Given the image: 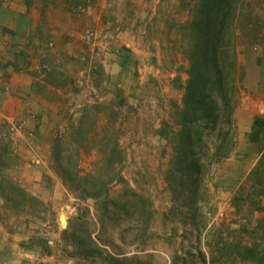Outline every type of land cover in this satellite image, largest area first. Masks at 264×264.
Segmentation results:
<instances>
[{"label": "rangeland", "instance_id": "rangeland-1", "mask_svg": "<svg viewBox=\"0 0 264 264\" xmlns=\"http://www.w3.org/2000/svg\"><path fill=\"white\" fill-rule=\"evenodd\" d=\"M51 1L0 0V41L12 34L2 22L24 21L31 32L20 56L36 66L46 110L32 115L25 140L39 160L30 165L43 174L39 187L56 199L46 205L10 179L0 182V198L20 223L37 217L41 249L70 264H241L215 247L250 240L264 216V196L249 180L262 145L247 136L264 113V0H243L238 24L252 23L231 31L227 46L237 54L230 122L203 125L196 163L179 161L173 137L189 66L181 25L199 0H95L71 10ZM220 127L229 134L219 149ZM59 132L58 161L79 157L77 182L53 170ZM116 141L119 154L111 152Z\"/></svg>", "mask_w": 264, "mask_h": 264}, {"label": "trees", "instance_id": "trees-1", "mask_svg": "<svg viewBox=\"0 0 264 264\" xmlns=\"http://www.w3.org/2000/svg\"><path fill=\"white\" fill-rule=\"evenodd\" d=\"M55 1V0H52ZM51 1V2H52ZM95 0H61L63 8L67 10L86 8ZM243 0H199L195 9H193L189 19L181 25V29L187 31L189 39L185 54L189 60L187 68L188 78L184 86L182 106L179 109L180 129L174 135V140L178 139L174 145V150L179 157L180 162L188 158L194 159L196 152L194 146L203 135V125L210 126L216 130L219 121L230 122L231 118V97L235 91L234 62L236 60V50L228 49L230 38L236 27H242L244 30L248 27L251 19H245V23L238 24V17H242ZM0 3V8H2ZM1 11L3 9H0ZM0 11V12H1ZM240 23V18H239ZM5 31H8L4 28ZM12 33V31H10ZM230 34V35H229ZM255 38V37H253ZM256 40V38H255ZM251 52V48L246 49L244 53ZM170 127V126H169ZM223 127L217 129V138H220L219 149L228 137L229 129ZM164 128L159 130L163 135ZM62 132H59L55 138V157L58 161L60 156L59 146L61 144ZM249 141L260 143L262 145L261 154L250 171L249 180L253 194L258 198L264 196V113L256 115L251 129L247 134ZM114 154H119L118 142L116 141L111 149ZM72 165H62L59 162V168H53L54 172L59 174L65 184L67 177L69 180L77 182L79 180L80 163ZM197 160L194 159V163ZM188 166V165H186ZM187 168V167H186ZM118 179L122 177L118 173ZM97 196V193L89 195ZM259 201V200H258ZM258 204L257 209L263 207ZM260 206V207H259ZM244 230H248L244 227ZM251 239L243 241L241 239L231 241L230 243H216L217 249H226L233 261L237 260L241 264H264V216L256 219L252 227ZM213 234H211V237ZM83 245L85 242L82 243ZM209 247L212 243H208ZM88 245H85L87 247ZM44 252H49L48 247ZM88 251V252H87ZM86 252H94V249H88ZM201 261L206 263L202 256ZM213 258L209 264H213Z\"/></svg>", "mask_w": 264, "mask_h": 264}, {"label": "crops", "instance_id": "crops-1", "mask_svg": "<svg viewBox=\"0 0 264 264\" xmlns=\"http://www.w3.org/2000/svg\"><path fill=\"white\" fill-rule=\"evenodd\" d=\"M2 14L5 13L1 11ZM24 23L2 22L12 34L11 37L3 36L0 41V182L10 179L23 187L27 195L51 205L56 197L39 187L43 174L30 168L31 163H39V160L33 157L35 153L30 156L31 146L25 140L27 135L32 136L29 131L32 115L46 109L41 102L45 97L38 91V83L42 80L32 72L36 66L23 62L20 56L19 42H23L24 34L31 33ZM23 120H26L25 125H20ZM22 218L20 223L12 208L0 198V264H70V260L56 259L52 251L41 249V241L38 237L35 239L32 230L38 226L37 217L27 214ZM21 228L28 230L25 232Z\"/></svg>", "mask_w": 264, "mask_h": 264}, {"label": "bare ground", "instance_id": "bare-ground-1", "mask_svg": "<svg viewBox=\"0 0 264 264\" xmlns=\"http://www.w3.org/2000/svg\"><path fill=\"white\" fill-rule=\"evenodd\" d=\"M64 214V213H63ZM60 215V221L62 222V223H64L65 222V217H64V215Z\"/></svg>", "mask_w": 264, "mask_h": 264}, {"label": "built area", "instance_id": "built-area-1", "mask_svg": "<svg viewBox=\"0 0 264 264\" xmlns=\"http://www.w3.org/2000/svg\"><path fill=\"white\" fill-rule=\"evenodd\" d=\"M20 125H22V123H20Z\"/></svg>", "mask_w": 264, "mask_h": 264}]
</instances>
